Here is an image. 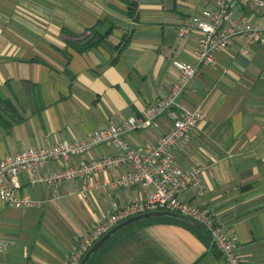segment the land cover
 Returning a JSON list of instances; mask_svg holds the SVG:
<instances>
[{
  "label": "crops",
  "instance_id": "0c3cea01",
  "mask_svg": "<svg viewBox=\"0 0 264 264\" xmlns=\"http://www.w3.org/2000/svg\"><path fill=\"white\" fill-rule=\"evenodd\" d=\"M133 1L130 15L127 0H0V158L82 137L129 116L141 118L178 79L172 60L196 61L199 33L190 23L214 0ZM248 15L264 21V11ZM182 26L185 35L178 33ZM103 33L80 49L89 36ZM123 35L127 42L119 47ZM193 108L202 118L170 150L183 169L205 167L203 192L185 187L179 195L211 210L235 233L244 264H264V40L246 47L235 36L213 62L200 63L176 104L178 112ZM172 121L164 111L154 124L123 136L143 151ZM115 154L114 145L98 144L37 171ZM131 168L126 162L54 183H32L18 172L16 194L37 202L14 206L0 199L6 241L0 264H67L106 215L154 188L111 185ZM155 216L164 218L115 231L85 264H224L197 225Z\"/></svg>",
  "mask_w": 264,
  "mask_h": 264
},
{
  "label": "built area",
  "instance_id": "2783aa9c",
  "mask_svg": "<svg viewBox=\"0 0 264 264\" xmlns=\"http://www.w3.org/2000/svg\"><path fill=\"white\" fill-rule=\"evenodd\" d=\"M264 11V0H214L201 15L192 17L190 26L197 29L199 35L194 56L196 61L189 62L173 59L179 69L178 79L173 81L166 94L149 104L143 117L129 116L119 123H109L77 138L65 139L53 144L28 146L14 154H5L0 158V199L14 206L33 204L29 195H17V174L24 171L32 183L56 181L90 174L107 167L130 162L132 168L122 172L111 180V185H129L140 183L153 185L141 200H132L115 208L97 223L87 237L80 243L67 264H79L80 259L90 245L113 225L123 219L149 210H170L186 216L200 224L209 234L211 241L221 252L224 264H244L237 252V237L229 228L224 229L214 213L187 199L179 192L190 187L196 194L203 192L201 173L202 165H193L183 169L174 159L170 148L203 116L199 108L178 112L177 99L188 81L197 71L200 63L213 62L216 51L226 47L230 40L239 36L244 46L264 40V21H253L248 13ZM178 33L185 35L187 27L182 26ZM164 111L173 115V121L167 131L162 133L154 144H148L139 151L130 146L123 134L137 127L154 124L155 118ZM98 144H112L117 149L115 155L91 158L77 165L38 172L47 162L54 159H67L71 155L83 153ZM6 244L0 235V248Z\"/></svg>",
  "mask_w": 264,
  "mask_h": 264
},
{
  "label": "trees",
  "instance_id": "16d2710c",
  "mask_svg": "<svg viewBox=\"0 0 264 264\" xmlns=\"http://www.w3.org/2000/svg\"><path fill=\"white\" fill-rule=\"evenodd\" d=\"M128 1V9H129V14H133V5L135 3V1L133 0H127ZM106 36V33H103L102 35L99 34V36H96L95 34L89 36L85 41H83L81 44H80V49H85L87 47H90L91 45H93L94 43H96L97 41H99L100 39H103L104 37ZM127 38H128V35H123L121 37V41H120V46H124L125 43L127 42ZM169 211V210H168ZM170 212H173V215L169 216L171 218H173L176 222H179V223H183L184 225L188 226L189 228L190 227H194V225H197L206 235H209L207 233V231L204 229L203 226H201L200 224L194 222L193 220H191L190 218L186 217V216H183L182 214L176 212V211H170ZM162 216H149V217H144V218H141V219H137L125 226H123L122 228L118 229L117 231L120 232L122 230H126L134 225H138V224H145V223H149V222H152V221H158V220H161ZM196 227V226H195Z\"/></svg>",
  "mask_w": 264,
  "mask_h": 264
},
{
  "label": "water",
  "instance_id": "95a60500",
  "mask_svg": "<svg viewBox=\"0 0 264 264\" xmlns=\"http://www.w3.org/2000/svg\"><path fill=\"white\" fill-rule=\"evenodd\" d=\"M155 215H173V212L167 211V210H149L144 211L138 214L131 215L122 221H119L115 225H113L109 230H107L103 235H101L99 238H97L87 249V251L84 253L82 258L80 259L79 264H85L86 260L90 256V254L102 243L103 240L108 238L111 234H113L118 229L122 228L123 226L144 217L149 216H155Z\"/></svg>",
  "mask_w": 264,
  "mask_h": 264
}]
</instances>
